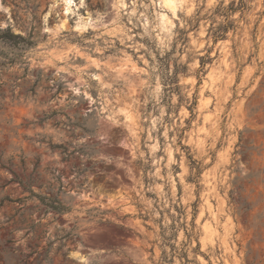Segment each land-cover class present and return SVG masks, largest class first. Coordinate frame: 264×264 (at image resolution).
<instances>
[{
  "label": "rangeland",
  "instance_id": "374dc122",
  "mask_svg": "<svg viewBox=\"0 0 264 264\" xmlns=\"http://www.w3.org/2000/svg\"><path fill=\"white\" fill-rule=\"evenodd\" d=\"M0 264H264V0H0Z\"/></svg>",
  "mask_w": 264,
  "mask_h": 264
},
{
  "label": "trees",
  "instance_id": "16d2710c",
  "mask_svg": "<svg viewBox=\"0 0 264 264\" xmlns=\"http://www.w3.org/2000/svg\"><path fill=\"white\" fill-rule=\"evenodd\" d=\"M246 1L247 0H239V8H244L246 7ZM235 8H229L226 9L225 7L219 8L218 12L222 14H228L230 11H235ZM226 20H228V17H226ZM233 26L231 22L226 23L225 25H219L217 27L213 28V37L217 39H223L226 33H228V30ZM6 34L13 38V39H22L20 35H15L11 32V30H7ZM52 209L55 210L58 213H63L65 209L61 205H52Z\"/></svg>",
  "mask_w": 264,
  "mask_h": 264
},
{
  "label": "bare ground",
  "instance_id": "6f19581e",
  "mask_svg": "<svg viewBox=\"0 0 264 264\" xmlns=\"http://www.w3.org/2000/svg\"><path fill=\"white\" fill-rule=\"evenodd\" d=\"M69 2V1H68ZM171 3H172V0H166V4L167 5H171Z\"/></svg>",
  "mask_w": 264,
  "mask_h": 264
}]
</instances>
